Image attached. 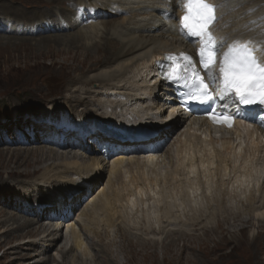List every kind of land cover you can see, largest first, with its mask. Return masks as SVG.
<instances>
[{
  "label": "bare ground",
  "instance_id": "bare-ground-1",
  "mask_svg": "<svg viewBox=\"0 0 264 264\" xmlns=\"http://www.w3.org/2000/svg\"><path fill=\"white\" fill-rule=\"evenodd\" d=\"M55 2L56 7L52 6L53 8L49 10L50 12L40 11L42 15L40 21L30 23L28 22L29 18L27 19L28 21L16 20L13 15L11 16L8 13V15L4 17L11 23V27H9V31L7 32L12 37L16 35H19V37H25V35L35 36L38 33L41 36H45L48 34V31L50 33H67L70 31H77V29L86 24V22L91 24L90 27L85 29L86 31L84 34L81 33V35L77 37H69L62 41H54L60 44L66 43L75 46L81 44V48L87 54L88 60L90 62L93 60L92 66L95 68L99 67L97 73L89 77L86 82H82L84 86L82 89L83 97L73 96L67 99L64 105L69 111H73L72 115L78 119L77 123H79V125L83 122L88 124L90 130L101 127L103 131H106L109 129V125H111L110 121H112L113 125L119 124L115 132L121 128L120 132H122V134H128L131 130L129 121L123 123L122 120L124 119H114V117L118 115V112H124L119 114V116L138 119L140 122L143 121L140 125L141 128L145 124L158 125L159 129L163 132L162 139L167 141V146H170V148L176 146L177 149L176 153H172V151H168L169 148H164L163 151H168L166 157L160 156V151L155 154L151 152L147 156H137L133 152L123 151L112 156L111 162L108 163V161L103 160L102 157L98 158L93 155L91 156L90 152H84L82 154L79 148H74L68 143L56 146L51 142H44L47 139L37 134L36 137L34 136L35 141L50 148H48L46 152L29 149L28 155L23 159V164L24 162L27 163L26 159L28 156H34V159H32L33 164L37 163L38 166L39 164L41 166L35 167L31 163V165L29 164L28 166L31 168L33 166L35 173H39L43 169L44 173L42 174V180L45 182L35 183V181H27L24 182L22 188H17L15 192L23 196H27L31 193L33 197H37L40 195L41 189H43L44 186L48 187L50 190L54 189V186H60L61 188L58 190L54 189L55 192L53 194L49 193V196H54H48L49 199L45 203L38 200L35 202L37 205L39 204V206H36L37 209L35 207L33 208L37 213L35 218L25 220L24 217L20 218L15 215L16 213L11 214L5 212V214L0 212V229L2 230L0 232V245L2 242H5L2 241L4 236L13 235L12 233H14L15 230L17 231L25 228L24 230H29V234L32 233V231L38 232L41 230L42 233L39 236L37 235V238L42 239L37 245L43 244V248L46 247L48 249L52 246V244H49V241L55 243L59 238H62L64 230L68 231L70 229L71 236L69 239H65L63 243L67 245L63 246L62 244L63 248L61 249V253L64 254H62V259H64V257L66 258L68 253L71 254L74 247L81 251L83 246H85L84 243H88L89 241V245L93 249H96L95 259L92 262L96 261L97 264H115L116 260L114 256L110 254L106 247L107 239H105V244L101 245L99 244L100 240L98 237H106V234L113 235L117 238L123 236L128 237V235L134 236L132 231L136 228L133 227L130 221L132 214L129 210V204L132 205L133 198L136 197L141 199V197L144 196V202L141 203L143 206L148 205L146 207L152 204L150 201H154L153 203L156 202L159 206L167 200L171 201L173 199L165 195V190H170L171 185L177 183L178 177L181 175L185 176V180L188 182L183 190H191L189 191L190 193L186 191L183 192V194L186 193L189 198L191 195L195 196L202 185L207 186L211 179H213V182L216 179V183L219 182L221 184L218 185L220 188L218 191L222 192L220 196L222 195L224 198H218L214 200V202L217 203L220 201L222 205L226 204L225 209H228L227 207L231 204L230 200L232 198H237L239 194H235L236 191L235 193L233 191L231 192L230 185H232V182H239L240 184L236 188L244 189L243 187L246 183L244 184L242 181L246 179V192L250 194L248 195L249 198H247V203H243V205L248 204L252 206V204H256L257 208L252 210L253 215L256 213L253 218L260 219L264 215V212L260 211L262 210L261 207L264 206V200H262L264 199V179L262 185L259 186V190L252 188L251 182L247 179H252V175L254 174L246 172L243 169V165H238L237 159L240 157L238 151L243 149L242 157L245 156L246 158L248 154L253 155L264 164V137L262 133H259L258 130H240L241 127L231 132H218L204 120L188 119L183 117V115H177L176 118L170 119L172 117L171 113L165 117L163 115L168 113V109L166 105L161 103V101H165L164 94H156L157 89H161V91L163 89L157 86L158 81L154 80V77L150 79L152 82L148 81L149 77L151 78L157 60L161 59L167 52H177L179 49L184 48L183 44H185V38L182 35L183 32L177 28L179 18L182 14V12H179L180 3L182 1L170 0V3L167 4L161 0H57ZM209 2L215 5H223L217 9L220 19L215 26L220 33L218 37L220 42H226L228 44L234 41L247 42L256 47L258 52L264 47V0H209ZM166 6L170 7L169 17L165 15L167 11L164 10V7L166 8ZM17 9L20 10L19 8ZM14 12L16 14V12L19 13L20 11L14 10ZM53 14H55V16H53ZM25 15L27 14L25 13ZM34 16H36L35 13ZM58 16L65 18L66 22L64 21L62 24H58L59 20L57 21L55 19ZM111 19L118 20L107 23V21ZM49 21L52 23L51 26H43ZM102 25L103 27L101 28L100 26ZM40 26L43 27L39 29ZM28 36L26 37L28 38ZM95 37L100 39V42L97 43V41L94 40ZM6 38L8 39V37H5V40ZM15 38L17 37H14V41H18V39L16 40ZM10 41L12 42V40ZM45 41L47 42L48 40H41V43L44 44ZM94 67H92V69ZM146 77H148V79L145 80ZM93 83L102 84L104 92L95 93V96H91L90 92H92V90L86 87ZM77 92L78 90L74 92L71 91V94L75 95ZM113 96H117L118 99H112ZM159 97L163 98L160 100ZM99 99L103 100L102 106L96 105ZM158 99L160 102L156 101ZM119 102L125 103L126 107L116 105V103ZM111 103L116 106H114V109L108 108ZM62 106L63 105L59 102H56V105H51L50 109L58 108L52 112L63 110L64 114V109L60 108ZM78 107H81V109L77 111ZM136 108H139V110L135 111ZM52 114L53 113L49 116H53ZM98 114L105 119L111 120L107 121L101 119L97 117ZM43 120L45 121L47 118H43ZM44 121L40 123H44ZM26 126L28 127L29 124L27 123ZM182 128L184 130H182ZM218 134L220 136L218 138L215 137ZM101 135V133L97 132V134L91 135L90 139H99ZM40 137L43 139L40 140ZM79 140L80 139L74 141L73 144L76 145V142H79ZM30 141L32 142V140ZM51 148L66 151L64 163L57 166L53 164L52 168L56 170L53 175L49 170L50 168L48 169L45 165L46 160L51 161L55 159L56 161L62 160V158L58 157L57 152ZM84 150L92 151L93 153L96 152V149H93L92 145L90 147H85ZM17 151L20 152V150H16L15 152ZM30 152L33 153L30 154ZM13 156L10 157V160L5 161L12 162ZM14 159L15 162L21 161L18 154L15 155ZM166 160H168V162L164 163ZM127 165L130 169H133V171L135 170V174L132 172L133 175L131 174L132 177L130 180L131 183H134H132L134 186L133 188H131V185L126 183L127 180L124 179L126 177H124L123 170ZM107 168H109L108 172L110 174L107 183L110 184L112 194H106L105 190H102L101 193L97 195V197H99L98 201H100V207L94 205L93 208L100 210L103 215L95 217L93 213L96 212L86 209V212L81 214L80 220H75V224L73 218L70 216L66 217L63 221L51 218V214H53L55 208L50 210L49 208H44L45 205L72 194L78 187L85 188L86 191H84L82 195L89 192L91 193V188L96 187L103 180L104 172ZM173 168H175V170H172ZM14 170H10V173H16V170ZM127 179H129V177ZM203 179H205V183H202ZM16 183L17 182H15V184ZM161 183H164V185H161ZM6 186L7 188L9 187L8 184H6ZM124 189H127L129 193L127 190V194L123 192L122 190ZM205 191L207 190L205 189ZM205 193L203 192V194ZM254 193L255 198H253ZM258 193H261L260 197ZM201 195L202 194H200V196ZM80 199L81 197L79 200ZM241 200L242 199H240V201ZM92 202H95V199H93ZM124 202L126 204H124ZM24 203L28 204L31 202L27 201ZM153 208L154 205L152 209ZM21 209L27 210V214H32V208L29 206L21 205ZM156 209L157 208H155V210ZM161 209L163 210L162 207ZM210 209L214 211L219 210V213L221 212L219 206L217 210L212 206ZM158 210L159 209H157V211ZM259 211L260 213H258ZM136 212H138V210H136ZM158 212L155 211L156 214H158ZM168 215L169 213L167 216ZM234 216L236 215H232V218ZM98 217H103V219L100 220ZM239 217L241 216L239 215ZM253 218H249L247 222L244 221L246 224H249L252 222ZM22 220H25V222H22ZM193 220L197 221L195 219H192V221ZM11 222L16 224L14 225L15 227L10 226ZM101 222L102 225H100ZM165 222L168 223V221ZM76 224L81 226V233L83 232V236L76 234ZM198 225H200V221H198V223L192 222L193 227H197ZM165 228L166 227H161L159 232L156 233L157 230H155L151 224L145 223L142 226V230L147 236L151 235V233H156L163 238H166V234L168 233L165 231ZM112 229H116L115 232L112 233ZM175 233L181 234L180 231ZM12 237H14V235ZM159 239L162 238L160 237ZM157 240L153 239L151 241L148 240L149 242H145L151 244L160 242ZM24 243H26V245L30 243V245H36L35 241L21 242V244ZM173 243H177V241L175 242V240H173ZM70 244L71 247L69 248ZM89 249H86L85 252L83 251L82 254L84 257L89 256ZM92 253H94V250ZM39 256L40 253L38 252L34 260L26 261L24 264H40L41 261L38 260ZM56 256V261L60 263L61 255L60 257ZM78 257L80 256L78 255L75 257L77 261ZM81 260L85 262L89 261L84 258ZM45 262L47 264H52L50 263V259Z\"/></svg>",
  "mask_w": 264,
  "mask_h": 264
},
{
  "label": "rangeland",
  "instance_id": "rangeland-1",
  "mask_svg": "<svg viewBox=\"0 0 264 264\" xmlns=\"http://www.w3.org/2000/svg\"><path fill=\"white\" fill-rule=\"evenodd\" d=\"M55 1L57 0H0V212H9L11 214L16 213L15 215L20 218L24 217L25 220L35 218L37 213L33 208H36V203H34V197L31 193L27 196L19 195L15 192L16 189L22 188L24 182L27 181H35V183L45 181L42 180V174L44 173L43 169L39 173H35L34 167L32 166L31 168L28 166L30 163L33 164L32 159H34V156H28L26 159L27 163L24 162V164L23 159L28 155L29 149L46 152L48 151L47 149L50 148L36 142L35 137H32L30 133L33 130H37L39 134V129L43 126L40 122L44 121L43 118H47V113L51 105L55 106L56 102L63 105L60 108L64 109V116H66L68 120L77 121L78 119L72 115L73 111H69L64 106L66 100L73 96L83 97L82 89L84 86L82 82H86V80L93 74L97 73V69H99V67L95 68L92 66L93 60H91V62L88 60L87 54L81 48V44L75 46L54 42L55 40L62 41L69 37H77L78 35H81V33L84 34L86 31L85 29L90 27L91 24L83 25L78 28L77 31H70L67 33H50L48 31V34L45 36H41L39 33L35 36L25 35V37L28 36V38L23 36L19 37V35L14 36L17 37L15 39H18V41H14V37L7 32L9 31L10 25L5 17L8 14L11 16L13 15L16 20H29L28 22L30 23L40 21V17L42 16L41 12H47L53 7H56ZM14 10L20 12H16L15 14ZM25 13L27 15H25ZM34 13L38 17L34 16ZM53 16H55V14H53ZM55 19L57 21L59 20L58 24H62L64 21L66 22L63 17L58 16ZM115 20L118 19L108 20L107 23ZM43 26H40V28ZM100 27L102 28L103 25ZM5 37H8V39L6 38L5 40ZM10 40H12V42ZM41 40H48V43L45 41L43 44L41 43ZM94 40L97 41V43L100 42V39L96 37ZM92 67L94 68L92 69ZM98 84L99 83H93L86 87L87 89L92 90V92H90L91 96H95V93L104 92L103 85ZM76 90H78V92L75 95H72L71 91L74 92ZM120 104L122 103L119 102L117 105ZM96 105L102 106L103 100L99 99ZM108 108L114 109L115 107L113 106V103H111ZM79 109H81V107H78L77 111ZM138 110L139 108L135 109V111ZM167 114L168 113L164 116H167ZM100 115L102 114L100 113ZM100 115L98 114L97 117L105 119ZM114 119L118 120L122 118L117 115ZM105 120L109 121L111 119ZM27 123L29 124L28 127L26 126ZM182 130L184 129L182 128ZM40 133L41 134L39 135L44 138L45 136L43 135L42 130ZM42 137H40V140L43 139ZM30 140H32V142ZM166 148H169L168 151L176 153V146L171 148L168 146ZM16 150H20V152H15ZM54 150L57 152V156L62 158V160H46L45 165L48 169L50 168L49 170L52 172V175L54 174V171H56L52 168L53 164H55L54 166L60 165L64 163L66 158V151ZM242 150L243 149L238 151L240 156L237 159L238 165H243V169L246 172L254 174L252 175V179L247 180L251 182V185L253 186L252 188L259 190V186L262 185L264 179V164L253 155L248 154L246 158L245 156L242 157ZM168 151L166 150L165 152L161 150L159 155L166 157ZM31 153L33 152H30V154ZM17 154L21 161L15 162L14 157ZM90 155L97 156L95 153ZM11 156H13L12 162L5 161L10 160ZM165 162L167 163L168 160L164 161V163ZM33 165L35 167L41 166L40 164L38 166L37 163ZM14 169L16 170V173L11 174L10 170ZM108 170L109 168L104 172L103 180L92 189L91 198L84 204H81L79 210L72 211L74 224L76 223L75 220H80L81 214L86 212V209L96 212L93 213L95 217L103 215L100 210L93 208L94 205H100V201H98L99 197H97V195H99L102 190H105L106 194H112L110 184L107 183L110 178ZM172 170H175V168ZM123 172L124 177H126L124 179L128 181H126V183H129V185H131L130 187L133 188L134 183L132 182V184L130 180L133 173L135 174V170L133 171V169H130L127 165ZM128 177L129 179H127ZM185 178L186 177L183 175L179 176L177 183L171 185L170 190H165V195L170 196L173 200H167L165 203L160 204V206L156 202L153 203L154 201H150L152 204H150L151 206L149 205V207H146L148 205L143 206L142 203L144 202V196L141 197V199L136 197L133 198L132 205L129 204V210L132 214L130 221L133 224V227L136 228L132 231L134 236L128 235V237L123 236L117 238L113 235L106 234V237L108 238L102 236L98 237L100 240L99 244L101 245H104L106 242L105 239H107L106 247L110 254L114 256L116 260L115 264H264V215L260 219H255L253 217L256 213L253 215L252 210L257 208L256 204H252V206L248 204L243 205V203H247V198H249L248 195L250 194H247L246 192V179H243L242 181V183H246L243 187L244 189L236 188L239 186V182H232V185H230L231 192L233 191L235 193L236 191L235 194H239L237 195V198H232L230 200L231 204L227 207L228 209H225L226 204H224V206L220 201V203L217 202L218 204L214 202V200H217L218 198H224L222 195L220 196L222 192L218 191V189L220 190L218 185L221 184L219 182L216 183V179L214 182L213 179H211L207 186L202 185L198 189L199 191L196 192L195 196L191 195L189 198L186 193L183 194L184 191L188 193L191 191L189 189L183 190L185 185L188 184ZM15 182L17 183L15 184ZM202 183H205V179H203ZM2 184H4L5 187ZM6 184H8V188ZM161 185H164V183H161ZM59 188L61 187L54 186V189L58 190ZM54 189L50 190L48 187L44 186L43 189H41V197L46 194L48 195L51 192L53 194L55 192ZM205 189L207 191H205ZM124 190L122 191L126 193L127 189ZM127 192L129 193L128 190ZM203 192H206L205 194L207 195L203 194ZM200 194H202L203 197L202 195L200 196ZM258 196L260 197L261 193H258ZM253 198H255V193ZM93 199H95V202H92ZM240 199L242 200L240 201ZM24 200H27L28 202L30 201L31 203H24L27 202ZM124 204L126 203L124 202ZM21 205L32 208V214H26V211L21 210ZM153 205L154 208L152 209ZM211 206L216 208L215 210H217L219 206L221 212L219 213V210L214 211L213 209H210ZM155 208L159 210L161 209L160 211L158 210L160 213L157 209L155 210ZM134 209L138 210V212ZM261 209L262 210L260 211L264 212V206L261 207ZM155 211L158 212V214H156ZM260 211L258 213H260ZM168 213L169 215L167 216ZM232 215L236 216L232 218ZM239 215L241 217H239ZM251 217L254 221L252 220V222L246 224L247 220ZM99 219L102 220L103 217ZM192 219L197 221H192ZM25 220H22V222H25ZM165 221H168V223ZM198 221H200V225L193 227L192 222L198 223ZM163 222L165 223L162 224ZM145 223L151 224L153 228L157 230L156 233L159 232L161 227H166L165 231L168 232L166 234L167 237L163 238L161 235L156 233L152 234L151 232V235L147 236L142 230V226ZM14 225L16 224L11 222L10 226L13 227ZM100 225H102V222ZM75 227L76 234L83 236V232L81 233V226L76 224ZM24 229L25 228H22V230H15L14 233H12L14 237H12L13 235L4 236L2 241L5 242H2L0 245V264H24L26 261L34 260V257L38 252L40 253V256L38 257V260L41 261L40 264H47L45 261L49 259L52 264H97L96 261L92 262L95 259L94 256L96 254V249H93L89 245V241L88 243H84L85 246H83L81 251L74 247L73 252H71V254L68 253L66 258L64 257V259H62L63 253H61V249L63 246L67 245L63 243L65 239L70 238V229L68 231L64 230L62 238H59L55 243L49 241V244H52V246L48 249L46 247L43 248V244L37 245L42 239L37 238L42 233L41 230L38 232L32 231V233L29 234V230L26 229V231ZM112 230L113 233L116 229ZM1 231L2 230L0 229V232ZM179 231L181 234L175 233ZM160 237L162 239H159ZM153 239H158L157 241L160 242L152 244L145 242ZM173 240H175V242L177 241V243H173ZM28 241H35L36 245H30L31 243L29 244L30 246L26 245V243L21 244V242ZM70 247L71 244L69 245V248ZM86 249H89V256L84 257L82 253L83 251L85 252ZM93 250L94 253H92ZM78 255L80 256L78 257L79 263L77 259H75ZM55 256L60 257L61 260L57 258L60 260V263L56 261ZM82 258L89 261L85 262L81 260Z\"/></svg>",
  "mask_w": 264,
  "mask_h": 264
},
{
  "label": "snow or ice",
  "instance_id": "snow-or-ice-1",
  "mask_svg": "<svg viewBox=\"0 0 264 264\" xmlns=\"http://www.w3.org/2000/svg\"><path fill=\"white\" fill-rule=\"evenodd\" d=\"M181 6L184 15L179 18L180 30L199 42L197 63L205 75L200 74L190 56L183 55V63L173 61L166 78L183 81L190 89L189 98L201 103L214 99L213 93H217L221 98L232 96L245 106H264V47L258 52L247 42H218L211 29L220 19L216 13L223 5L212 4L209 0H183ZM207 81L215 87L210 88ZM231 119L224 116L219 122L231 127Z\"/></svg>",
  "mask_w": 264,
  "mask_h": 264
}]
</instances>
